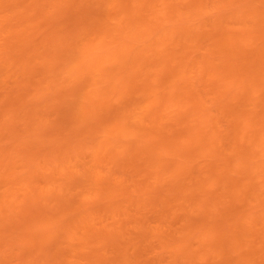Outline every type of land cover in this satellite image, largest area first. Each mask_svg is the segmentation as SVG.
Returning <instances> with one entry per match:
<instances>
[{
    "label": "bare ground",
    "instance_id": "bare-ground-1",
    "mask_svg": "<svg viewBox=\"0 0 264 264\" xmlns=\"http://www.w3.org/2000/svg\"><path fill=\"white\" fill-rule=\"evenodd\" d=\"M11 2L0 14V37L17 34L0 42V264H142L152 250L170 253L156 264H264V0ZM117 166L150 175L155 200L181 217L176 234L164 216L120 243ZM136 188L129 210L148 200ZM71 194L77 207L61 210ZM96 201L102 213H73Z\"/></svg>",
    "mask_w": 264,
    "mask_h": 264
},
{
    "label": "rangeland",
    "instance_id": "rangeland-1",
    "mask_svg": "<svg viewBox=\"0 0 264 264\" xmlns=\"http://www.w3.org/2000/svg\"><path fill=\"white\" fill-rule=\"evenodd\" d=\"M32 1H33V0H31V2H30V0H28V1L24 0V2H22V3H26V2H27V3H29V2L32 3ZM6 2L9 3V4H10V3L13 4V2H11V0H10V1H9V0H8V1H7V0H4V1L1 3L2 5L0 4V10H1V6H5V5H6V4H5ZM9 4H7V6H6L7 8L10 7V6L12 5V4H10V6H9ZM6 7H3L2 9H4V8L7 9ZM5 9H4V10H5ZM1 12H2V10L0 11V14H1ZM16 13H19V12H16ZM21 13H22V12H20V15H16V14H14L15 16L12 15L13 18L10 17L11 21H10L9 19H7V20H5L6 22H5V21H3V22H4V23H8V22H9V23H12V24H13V21H14V23H15V22H17V20L21 19V17H22V19H21L20 21H23V18H26L25 15H27V14H24V13L21 14ZM23 14H24L25 17L23 16ZM16 16H17L18 18H19V17H20V18H19V19H16V18H17ZM63 16H64V15H63ZM14 17H15V18H14ZM65 17H66V16H65ZM65 17H64V18L61 17L62 20H60V18H59V21H57V19H56V20H53V21H57V24H56V25L58 26V25L64 23V20H65L66 22L69 20L68 15H67V19H68V20L65 19ZM27 18H28V16H27ZM14 19H15V20H14ZM63 19H64V20H63ZM24 20H25V19H24ZM20 21H19V22H20ZM50 21L52 22V24L54 23V25H55L56 22H53L52 20H50ZM50 21H48V24H49V25L51 24ZM62 21H63V22H62ZM46 22H47V21H46ZM89 23H90V22H89ZM85 24H86V23H85ZM49 25H48V27H49ZM86 25H87V24H86ZM88 25H89V24H88ZM50 26H51V25H50ZM45 27H47V26L45 25ZM49 28H53V27H49ZM49 28H48V29H49ZM12 33H13V34H12ZM10 35H11V36H10ZM13 35H14V38L11 39V37H13ZM5 36H7V37H5L7 40H11V41H15L16 38H17V34H15V32H11V34L7 33V35H5ZM2 37H3V36H2ZM2 37H0V38H1V39H0L1 41H0V42H2V43H3V42H5V43L8 42L5 38H2ZM3 39H5V40L3 41ZM2 43H1V45H0V48H2V47H1V46H2ZM3 47H6V45H5V46L3 45ZM166 72H167V73H166ZM169 72L172 73V72L169 71V70H168V71H167V70H164V71L161 72V73H163V74H161V77H162L161 81L165 80V81H163L164 83H165L166 81H169V80L172 78V76H173V73L170 74ZM164 73H165V75H164ZM168 74H169V75H168ZM165 76H166V77H165ZM163 82H161V83H163ZM11 83H12V82H10V84H11ZM12 84H13V83H12ZM12 84H11V86H13ZM181 85H182V84H181ZM29 86H30V85H29ZM30 87H31V86H30ZM30 89H31V88H30ZM28 90H29V89H28ZM128 98H129V99L131 98L132 100H135V99H133V97H130V96H129V97L124 98L125 100H124V99L122 100L123 104H125V105H130V103H133V101H129V103H128V100H126V99H128ZM46 99H47V97H45V99L43 98V100H46ZM131 99H130V100H131ZM43 100H41V101L43 102ZM34 101H35V102H34ZM37 101H38V102H37ZM41 101L38 100V99H34V100L32 101V103L37 104V103H40ZM124 102H125V103H124ZM126 103H127V104H126ZM54 115H57V114L55 113ZM0 118H2L1 115H0ZM21 118H22V117H21ZM14 120H16L15 123H16L19 127H18L14 122H13L14 124L11 125L12 127H15V129H16V128L20 129V127H23V124H22V123H24V122H23L22 119L19 120V119H16V118H15ZM17 120H19L20 124L17 123ZM101 121H102V120H100V123H101ZM21 122H22V123H21ZM55 123H56V122H55ZM98 123H99V122H98ZM95 124H96V123H95ZM14 125H15V126H14ZM20 125H21V126H20ZM56 125H57V124H56ZM56 125H55V126H56ZM58 126H59V125H58ZM48 127H50V126H48ZM51 127H53V126H51ZM49 130H51V129H49ZM224 130H227V131H224V133L226 132L225 135L228 134V136L226 135L227 138H230V136H231V138H232V135L234 136V134H235V132H236V131L234 132V130L231 131L230 129H229V130H228V129H224ZM236 130H237V129H236ZM47 131H48V130H47ZM44 132H46V130H45V131H43V130H42V131H39L38 134L42 136L41 133H43V135H44V134H45ZM47 133H48V132H47ZM47 133H46V134H47ZM230 133H232V134H230ZM44 136H45V135H44ZM227 138H225L226 141L228 140ZM226 141H224V142H226ZM226 144H227V142H226ZM57 147H58V146H57ZM123 159H124V157H123ZM127 159H128V158H127ZM127 159L125 158V159L122 160V161H123V162H126ZM124 164H125V163H124ZM122 165H123V164H122ZM140 165H141V164H140ZM124 166H125V167H128V166H126V165H124ZM124 166H123L122 170H120V171H122V174H123L124 176H122V175L120 174V171H119V169H121L122 166H117V167H115L116 171L118 170L117 173L120 174V175L123 177L122 182H123V181H124V182H123V183L120 182V183H121V184H119L120 187H123L122 184H124V183H125V185H124L125 187H126V185H127L128 183L130 184V185H127V188H129V191H128V192H127V189H125V187L123 188V190H124V192H125V193H124V197H125V199H126V201L124 202V204L126 203V205H127V210H126V211H128V212H127L128 215H127V216L124 215V217H122V216L120 217V216H119L120 218H118L117 221H119V222L122 223V224H120V223L117 222V221L115 222V224L117 223L119 226H121V228L124 226L125 229H124V228H123V229L125 230V234L127 233L126 235H128L127 237L129 238V239H128V238L126 237V235H124L126 238L124 237L122 240H121V239H118V240L120 241V243H125V242H126L125 244H128L127 242H129V240H132L133 238L136 237V235H135L136 230L133 229V226H134V225H135V226H136L137 224L139 225V224H141V223H144L145 221H146V222H145L143 225H146V224H147V226H149V225H150V226H154V225H157V224L159 225L160 222H156V221L159 220L158 218H162V217H164V216H166L165 218H163V219L165 220V223H167V225L165 224L166 227H168V226H170V225H171V226L173 225L171 229H170V227L165 228V226H164V228H165V230H164L165 235L167 236V234H169V236H170V235L173 236L174 233L176 234V232H178V230L175 229V228H177L176 226H178V225H175V224H176L177 221L179 220V218L176 217V216H179V215L175 213L176 216H174L175 214L173 215V212H176L175 210L173 211V209L168 208V207H166L167 209H166V208L164 209V207H163L160 203H158V202L155 200V198H157L156 196H157V194H159V192L157 191L158 189H157V190H156L155 188L152 189V187H151V185H150V182H149V181H150V178H151L150 175H148L147 173L142 172V171H141V173H140V170H138V169H134V168H132L133 170H131L130 168H128V170H127L126 168H124ZM115 169H114V171H115ZM124 170H125V171H124ZM136 170H137V171H136ZM132 171H133V172H132ZM138 171H139V172H138ZM123 172H124V173H123ZM127 172H129V174H127V175H126L127 177H126L125 174H126ZM117 173H116V174H117ZM139 173H140L141 176L139 175ZM118 174H117V175H118ZM143 174H144L145 176H144ZM131 175H133V176H131ZM128 176H131V177H133V178L131 179V177H128ZM135 176H137V178H136ZM142 176H143L144 178H143ZM139 177H140V178H139ZM148 177H149V179H148ZM126 178H128V180H127ZM141 178H142V179H141ZM124 179H125V180H124ZM130 179H131V180H130ZM135 179H136V180H135ZM140 179H141V180H140ZM134 180H135V181H134ZM137 181H138V182H137ZM139 181H140V182H139ZM146 181H147V184H146ZM130 182H131V183H130ZM126 183H127V184H126ZM132 183L135 184V185H132ZM137 183H138V184H137ZM70 184H72V183H70ZM145 184H146V185H145ZM136 185H137V187L139 186V188H136V191H137V189H139L138 192H140V196H141V197H139V198L141 199L142 197H144V198H143L144 201H145L146 199H148V200H146V202H144V204L141 203V204H143V206H141V204H139V206H138V205H136L137 203H135V204L132 203L134 209L136 208L135 210H133V207H131V203H129V206H130V210H129V209H128V202H130V200H129L130 197H129V196L131 195V198H132V197H133V194H135V191H134L135 189H134V188H135ZM148 185H149V187H148ZM131 186H134V188L130 189ZM140 187H141V189H140ZM130 191H132V192H130ZM142 191H143L145 194H144ZM141 192H142L143 194H142ZM157 192H158V193H157ZM129 193H130V194H129ZM132 193H133V194H132ZM136 194H138V193H136ZM136 194H135V196L138 197L139 194H138V195H136ZM135 196H134V197H135ZM145 196H146V197H145ZM149 196H150V197H149ZM152 196H153V197H152ZM158 196H159V195H158ZM66 197H67V198H65V200L61 203V207L59 206V207L61 208V210H62L63 208H66V210H67V209L69 208V207L67 208V206H71V203L73 204L72 206L77 207L76 204L80 201V200H79V198H80L79 196H77L76 194H75V195H74V194H73V195L71 194V196H69V197L66 196ZM76 197H77V198H76ZM124 197H123V198H124ZM127 197H129L128 200H127ZM147 197H148V198H147ZM123 198L119 196V197L115 200V201H116V204H117V205H120V203H121V205H122V203H123V201H124V200L122 201ZM133 199H134V198H133ZM157 199H158V198H157ZM78 200H79V201H78ZM120 200H121V202H120ZM151 200H152V203H151ZM75 201H76V202H75ZM127 201H128V202H127ZM153 201H155V203H154ZM131 202H132V201H131ZM149 203L152 204V205H150ZM153 203H154V204H153ZM65 204H66V206H65ZM68 204H69V205H68ZM74 204H75V205H74ZM86 204H87V207H85L86 209H84V208L82 207L84 210L81 211V208H80V210H79V211H81L80 213H78L77 209H76L75 212H73V213H76L77 216H78V215L81 214V213L84 214L85 211H86V213H93V214L95 213V215H96L97 213H99V212L102 213V212L104 211V207H103V205H105V204H104V203L102 204V201L99 202V204H98V201H96V203H95V202H92V203L90 202V204H89V203H86ZM86 204H85V205H86ZM159 204H160V205H159ZM93 205H95V206H93ZM145 205H146V206H145ZM147 205H150L149 208L147 207ZM153 205H154V206H153ZM155 205H156V206H155ZM158 205H159V206H158ZM136 206H138V207H136ZM161 206H162V210H163V211L160 209ZM27 207H28L31 211H36V210H39V209H40V208H37V207H33L32 205H27ZM101 207H102V209H101ZM139 207H140V208H139ZM144 207H145V209H144ZM60 208H59V209H60ZM91 208H92V209H91ZM150 208H151V210H150ZM153 208L156 209V211H154ZM78 209H79V208H78ZM141 209H142V210H141ZM170 209H171V212H172V214H171V212H170V214L172 215V217L170 216L169 211H168V210H170ZM40 210H42V208H41ZM40 210H39V211H40ZM61 210H60V211H61ZM90 210H91V212H88V211H90ZM96 210H97V211H96ZM132 210H133V211H132ZM136 210H137V211H136ZM138 210H139V212H138ZM144 210H145V212H146L147 214H146L145 212H143ZM147 210H148V211H147ZM31 211H30V212H31ZM42 211H45V210L43 209ZM92 211H93V212H92ZM140 211H141V212H140ZM150 211H151V212H150ZM157 211H158V213H157ZM161 211H162V212H161ZM165 211H166L167 215L164 213ZM155 212H156V213H155ZM159 212H160V213H159ZM31 213H32V212H31ZM34 213H35V212H33V214H34ZM36 213H38V211H36ZM73 213H70V214H72V216L75 217L76 214L73 215ZM100 213H99V214H100ZM131 213H132L133 216L131 215ZM135 213H136V214H135ZM141 213H143V214L140 216ZM144 213H145V214H144ZM154 213H155V214H154ZM202 213H203V212H202ZM152 214H153V215H152ZM179 214L181 215V214H183V212L181 211ZM203 214H204V213H203ZM129 215H130V216H129ZM137 215H138V217H137ZM143 215H145V216H143ZM150 215H152V216H150ZM154 215H155V217H154ZM160 215H162V216L160 217ZM72 216L70 215V217H69V215H68V218H69V219H70V218L73 219ZM77 216H76V217H77ZM146 216H148V217H146ZM157 216H158V217H157ZM168 216H170V217H168ZM197 216L201 217V213L197 214ZM202 216H203V215H202ZM128 217H129V218H128ZM134 217H135V218H134ZM136 217H137V218H140V219L137 220ZM149 217H151V218H149ZM153 217H154V218H153ZM167 217H168V218H171V220H168ZM173 217H176V218H173ZM179 217H180V216H179ZM203 217H204V216H203ZM126 218H127V219H126ZM133 218H134V220H132ZM156 218H157V220L155 221ZM166 218H167V219H166ZM172 218H173V219H172ZM123 219H125V220H123ZM130 219H131V221H130ZM143 219H144V220H143ZM148 219H149V222H148ZM152 219H153V220H152ZM196 219H197V218H196ZM201 219H202V217H201ZM201 219L198 218L199 221H200ZM135 220L137 221V223H136ZM140 220H142L143 222L140 221ZM164 220L161 219L160 221H162V223H164ZM176 220H177V221H176ZM180 220H181V217H180ZM154 221H155L156 224L154 223ZM168 221H169V223H168ZM170 221H171L172 223H171ZM111 222H112V221H110V224H111ZM128 222H130V223H129V227H130V228L128 227ZM131 222H132V223H131ZM133 222H134L135 224H134ZM152 222H153V223H152ZM173 222H174V223H173ZM150 223H152V225H151ZM179 223H180V222L178 221V224H179ZM126 224H127V225H126ZM132 224H133V226H132ZM148 224H149V225H148ZM169 224H170V225H169ZM181 224H182V223H181ZM181 224H179V225L181 226ZM16 225H17V228H18V230H19L18 224H16ZM16 225H15V226H16ZM20 225H21V224H20ZM141 225H142V224H141ZM163 225H164V224H163ZM174 225H175V226H174ZM126 226H127V228H126ZM182 226H183V225H182ZM182 226H181V227L178 226V229H179V228H182ZM21 227L23 228L22 225H21ZM21 227H20V229H21ZM94 228H95V227H94ZM95 229H96V228H95ZM131 229H132L133 231H132ZM168 229H169V230H168ZM93 230H94V229H93ZM128 230H129V232H128ZM130 230H131L132 233L130 232ZM170 230H171V231H170ZM172 230H174V231L177 230V231L174 232V231H172ZM19 231H20V230H19ZM21 231H24V228H23V230H21ZM58 231H59L60 233H62V230H58ZM58 231H57V232H58ZM168 231H169V232H168ZM171 232H172V233L174 232V233L172 234ZM130 234H131V235H130ZM136 234H137V233H136ZM134 235H135V236H134ZM130 237H131V239H130ZM126 240H127V241H126ZM134 240H135V239H134ZM119 241H118V242H119ZM54 242H55V240H54ZM56 242H59V241L56 240ZM140 246H142V245H140ZM140 246H138V249L136 248V250H137L138 252H136V253L134 252V255L137 254V253H138V255H139V256H138L139 258L137 257V259L140 260V257L142 258V256H143L142 259H144L145 257H151V258H153V259L148 258V260H149L150 262H148V261L146 260L147 258L144 259V261L141 259V261H143L144 264H149V263H152V262L154 263L155 260H157L159 257H161V259L159 258V260H157V262H158V261L160 262V261H162V257L164 258L166 255L169 256V254H170V253H167V254H166V252L163 254L164 251L160 252L161 250L158 251V249H157V252H160V254H156V250H155V254H154V252H153L154 250H152L153 253H152V252H149V254L151 253V254H150L151 256H149V255L147 254V255L144 257V253H145V251H144V253H143L141 250L144 249V248H142V247H145V246H142V247H140ZM139 247H140V248H139ZM20 248H22V247L20 246ZM22 249H23V253H21V252H20V253L22 254L21 256L24 258V256H25L27 253H29V249H28V248H27V249H26V248H25V249L22 248ZM25 251H26V252H25ZM24 252H25V253H24ZM140 252L142 253L141 256H140V254H141ZM24 254H25V255H24ZM161 254H163L164 256H162ZM132 255H133V254H132ZM134 255H133V257H134ZM154 255H155V256H154ZM156 255H159V257L156 256ZM153 256H154V257H153ZM155 257H158V258H155ZM25 258H26V257H25ZM25 258H24V259H25ZM164 259H167V258H164ZM164 259H163V260H164ZM169 259H170V258L168 257V260H169ZM139 260H137V261H139ZM152 260H153V261H152ZM170 260H171V259H170ZM170 260L168 261L169 264H171ZM145 262H146V263H145ZM137 263L140 264V261L137 262ZM141 263H142V262H141ZM143 263H142V264H143ZM168 263H167V264H168ZM155 264H156V262H155ZM162 264H163V263H162ZM164 264H166V261H165Z\"/></svg>",
    "mask_w": 264,
    "mask_h": 264
}]
</instances>
